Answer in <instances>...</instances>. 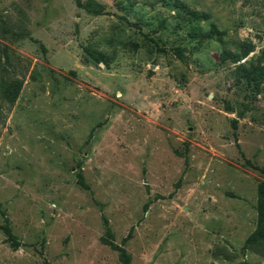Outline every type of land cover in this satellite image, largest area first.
Segmentation results:
<instances>
[{
  "label": "rangeland",
  "instance_id": "1",
  "mask_svg": "<svg viewBox=\"0 0 264 264\" xmlns=\"http://www.w3.org/2000/svg\"><path fill=\"white\" fill-rule=\"evenodd\" d=\"M263 167L264 0H0V264H264Z\"/></svg>",
  "mask_w": 264,
  "mask_h": 264
},
{
  "label": "trees",
  "instance_id": "2",
  "mask_svg": "<svg viewBox=\"0 0 264 264\" xmlns=\"http://www.w3.org/2000/svg\"><path fill=\"white\" fill-rule=\"evenodd\" d=\"M89 56L95 61L99 62L100 59L92 52H88ZM247 52H244L243 56H246ZM234 62L239 61L240 56H231ZM20 91V86H15L13 91H9L8 94H3V97H7L10 102H13L15 97ZM91 136V134H90ZM262 172L264 173V167L262 168ZM76 182L77 184L84 190H90V186L86 183L83 170L81 165H78V172L76 174ZM257 227L255 231L247 238L245 242V246L248 248H256L260 249L262 253H264V182L259 183L257 188ZM0 214L4 219V223L0 225V229L3 231L5 235V241L10 245V247L14 250H17L22 245H24L19 239L14 235L12 228L10 226L9 220L6 216L5 211L1 209L0 205ZM103 223L105 227V233L102 238V241L105 245L109 246L113 251L118 252L119 260L122 264H130L131 257L127 250L125 249L126 242L132 236V230L129 232L126 238H124L120 245L116 244L114 241V235L109 225V221L105 216H103Z\"/></svg>",
  "mask_w": 264,
  "mask_h": 264
}]
</instances>
